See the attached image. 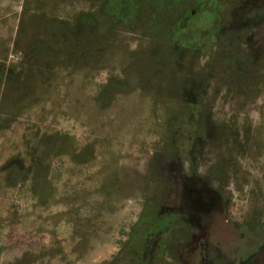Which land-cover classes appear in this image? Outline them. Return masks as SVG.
<instances>
[{
  "label": "rangeland",
  "instance_id": "1",
  "mask_svg": "<svg viewBox=\"0 0 264 264\" xmlns=\"http://www.w3.org/2000/svg\"><path fill=\"white\" fill-rule=\"evenodd\" d=\"M256 28L264 0H0V264H264Z\"/></svg>",
  "mask_w": 264,
  "mask_h": 264
},
{
  "label": "flooded vegetation",
  "instance_id": "2",
  "mask_svg": "<svg viewBox=\"0 0 264 264\" xmlns=\"http://www.w3.org/2000/svg\"><path fill=\"white\" fill-rule=\"evenodd\" d=\"M26 9H28L27 8V6L25 7ZM188 13V12H187ZM184 16V15H183ZM186 16V15H185ZM183 19V18H182ZM181 19V17L178 19L179 21L180 20H182ZM264 30V28H262V29H259V28H256V29H253V30H251V32L249 31L248 33H247V36L248 37H250V39L248 40V44H250V42H251V44L254 46V47H259L260 48V51L258 52L257 51V55H256V57H257V62L258 61H261V60H263L264 59V35H262V32H260V31H263ZM255 34V35H254ZM250 35V36H249ZM247 36H244V40H245V43H246V37ZM256 36V37H255ZM238 38H241V37H239L238 36ZM240 41V40H239ZM232 42H230V41H228V43L227 44H231ZM240 43V45H241V43L243 44V42H239ZM244 43V44H245ZM247 44V43H246ZM237 52L238 53H243L244 52V48H243V46H240L239 48H238V50H237ZM237 54V53H236ZM108 81H107V79H106V82H105V85H103L104 87L106 86V83H107ZM98 87H101V86H99V84L97 85ZM102 86V87H103ZM151 156H152V154H151ZM12 185V187H16V185L15 184H11Z\"/></svg>",
  "mask_w": 264,
  "mask_h": 264
},
{
  "label": "trees",
  "instance_id": "3",
  "mask_svg": "<svg viewBox=\"0 0 264 264\" xmlns=\"http://www.w3.org/2000/svg\"><path fill=\"white\" fill-rule=\"evenodd\" d=\"M73 4V3H72ZM73 7H74V11L73 12H71V13H73V14H75V16H79L80 14H81V12H78V11H76V9H75V4H73L72 5ZM96 6V5H95ZM91 7V9H92V11H93V15H91V16H94V17H96L97 15H98V13L99 12H101L102 10H103V4L101 3L100 4V6L98 7ZM94 17H93V19H92V17H91V20H92V22H94V23H96V21L94 20ZM64 18H65V16H64ZM105 82H106V79H102V81L99 83V86H103V85H105ZM102 84V85H101Z\"/></svg>",
  "mask_w": 264,
  "mask_h": 264
},
{
  "label": "crops",
  "instance_id": "4",
  "mask_svg": "<svg viewBox=\"0 0 264 264\" xmlns=\"http://www.w3.org/2000/svg\"><path fill=\"white\" fill-rule=\"evenodd\" d=\"M11 187H12V185H11Z\"/></svg>",
  "mask_w": 264,
  "mask_h": 264
}]
</instances>
